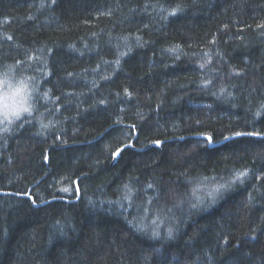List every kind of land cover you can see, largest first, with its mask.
Here are the masks:
<instances>
[{"label": "trees", "instance_id": "obj_1", "mask_svg": "<svg viewBox=\"0 0 264 264\" xmlns=\"http://www.w3.org/2000/svg\"><path fill=\"white\" fill-rule=\"evenodd\" d=\"M17 77L0 264H264V0H0Z\"/></svg>", "mask_w": 264, "mask_h": 264}, {"label": "clouds", "instance_id": "obj_2", "mask_svg": "<svg viewBox=\"0 0 264 264\" xmlns=\"http://www.w3.org/2000/svg\"><path fill=\"white\" fill-rule=\"evenodd\" d=\"M5 95L0 116L11 122H15L22 115L28 114L32 109V93L34 89L26 85L21 77L7 78L3 80Z\"/></svg>", "mask_w": 264, "mask_h": 264}, {"label": "snow or ice", "instance_id": "obj_3", "mask_svg": "<svg viewBox=\"0 0 264 264\" xmlns=\"http://www.w3.org/2000/svg\"><path fill=\"white\" fill-rule=\"evenodd\" d=\"M173 14H174V13H173ZM5 119H7L6 116H5ZM236 135L239 136L240 133H237ZM249 135H252V134L249 133ZM227 139H229V137H225V140H227ZM155 143H156V146H157V147H160V142H159V141H156ZM211 143H212L211 138H209V145H211ZM119 151H120V150H117V153H116L115 155H118V154H119ZM149 187H151V185H149ZM223 187H224V185H220V186H219V188H223ZM219 188H214V189H212V191H210V192L208 193V196H209V197H213V201H214V193L217 192V191H219ZM65 190H66V189H65ZM197 190H198V189L194 190V192L197 191ZM126 198H127V197H126ZM196 199H197V201H198L199 203H203V199H202V197L197 196ZM191 207H192V208H197V207H198V204H192ZM153 222L155 223V221H153ZM172 232H173V230H172L171 228H169V229H168V236H169V238H171V236H172ZM157 236H159V233L154 231V232H153V238H155V237H157Z\"/></svg>", "mask_w": 264, "mask_h": 264}, {"label": "water", "instance_id": "obj_4", "mask_svg": "<svg viewBox=\"0 0 264 264\" xmlns=\"http://www.w3.org/2000/svg\"><path fill=\"white\" fill-rule=\"evenodd\" d=\"M241 136H243V135H242V134H240L239 136L235 135V136L229 137V139H227V140H223V141H220V142H218V143H213V142H212L211 145H209V138H210V137L205 136V135L196 136V137L199 138V139H205V140H207V141H208V147L213 148V147H217V146H219V145L225 143L226 141H229V140H232V139H235V138L241 137ZM253 136H254V135H253ZM211 141H212V140H211ZM154 145H156V143H155ZM127 146H128V147H131V144H128ZM122 148H123V147L119 148L118 150H121ZM116 153H117V151L114 153V156H113V162L115 161V159H116V158L118 157V155H119V154H118V155H115ZM119 153H120V151H119ZM0 194L4 195V194H9V193H8V192H2V191H0ZM19 196H20V195H19ZM22 197L30 199L31 203H32L35 207L38 206V205L34 204L32 198L29 196V191H28L26 194L22 195Z\"/></svg>", "mask_w": 264, "mask_h": 264}, {"label": "rangeland", "instance_id": "obj_5", "mask_svg": "<svg viewBox=\"0 0 264 264\" xmlns=\"http://www.w3.org/2000/svg\"><path fill=\"white\" fill-rule=\"evenodd\" d=\"M5 95V89L3 87V81L0 83V110L3 108V97ZM3 118V117H1Z\"/></svg>", "mask_w": 264, "mask_h": 264}, {"label": "bare ground", "instance_id": "obj_6", "mask_svg": "<svg viewBox=\"0 0 264 264\" xmlns=\"http://www.w3.org/2000/svg\"><path fill=\"white\" fill-rule=\"evenodd\" d=\"M242 70V69H241ZM239 72V71H238ZM47 201H49V200H47ZM43 203V202H42Z\"/></svg>", "mask_w": 264, "mask_h": 264}]
</instances>
